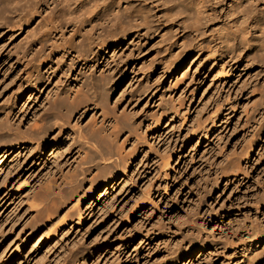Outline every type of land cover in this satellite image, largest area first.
<instances>
[{"label": "rangeland", "instance_id": "1", "mask_svg": "<svg viewBox=\"0 0 264 264\" xmlns=\"http://www.w3.org/2000/svg\"><path fill=\"white\" fill-rule=\"evenodd\" d=\"M224 18L206 27L204 39ZM159 25L141 40L129 35L101 62L89 64L88 73L79 67L67 77L59 67L45 73L43 66L47 85L35 92L23 91L26 76L17 57L27 31L22 38L0 32V125L13 130L4 131L5 137L15 140L14 133L47 115L55 98L76 92L63 89L91 73L101 78L108 55L116 60L110 66L119 64L127 77L96 93V106L91 104L80 125L84 133L98 129L102 113L122 126L130 117V129L115 143L134 158L105 202L95 201L106 184L102 176L95 174L80 189L83 220L77 225L78 195L27 202L75 166V152L56 167L47 160L54 145L42 158L29 149L14 150L17 170L3 185L0 173V254L28 238L12 264H264V91L255 87L260 80L251 69L217 78L205 63L200 81L183 80L193 55L176 74L169 67L183 42L193 44L192 29ZM130 56L138 62L130 63ZM148 69L153 72L146 78ZM128 135L130 143L124 141ZM1 144L7 145L5 139ZM40 238L43 243L36 245Z\"/></svg>", "mask_w": 264, "mask_h": 264}, {"label": "bare ground", "instance_id": "2", "mask_svg": "<svg viewBox=\"0 0 264 264\" xmlns=\"http://www.w3.org/2000/svg\"><path fill=\"white\" fill-rule=\"evenodd\" d=\"M154 13L160 14L157 20ZM221 14L225 15L223 25L212 27L210 35L204 39L206 27L213 26ZM163 23L185 30L191 28L194 34L193 44L183 42L177 53H172L174 60L169 70L174 74L191 54L193 58L183 70V80L200 81L204 63L211 66L209 71L217 72V78L251 69L260 80L255 87L264 91V0H0V32L9 30L22 38L27 31L17 54L26 76L27 86L23 91H41L47 85L48 80L41 70L43 66L48 67L45 73L50 72L51 65L59 67L67 77L79 67L88 73L89 64L92 68V63L101 62L107 50L116 51L129 35L141 40L150 29L158 30ZM111 60L116 61L114 56L107 55L109 66L104 67L101 78L91 73L81 78L76 87L63 89L76 92L68 99L55 98L47 115L32 128L14 133L18 136L15 140L4 134V131L9 134L13 130L8 125H0V173L5 176L2 185L17 170L11 163L16 155L14 150L29 149L31 154L38 153L42 158L46 156L45 149L54 145L48 162L58 167L65 154L75 152V166L59 178L49 180L44 191L33 194L32 200L27 202L46 204L53 195H65L70 200L95 174L102 176L106 183L95 201L107 200L110 191L121 181L119 176L130 170L134 159L131 155L124 156L123 148L115 143L122 130L123 133L130 129V117L122 126L119 119L102 113L95 125L98 129L90 128L84 133L80 122L91 110V104L96 106L98 91H106L107 85L114 89L127 77L119 64L110 66ZM133 61L138 62L130 56V63ZM152 72L148 69L144 75L147 78ZM32 99L29 96L28 101ZM76 125L78 132L74 129ZM203 130L209 132L208 127ZM4 139L7 145L1 144ZM124 141L130 143V135ZM254 146L252 143L247 153L252 152ZM77 197V225H81L82 202L81 196ZM25 240L19 238L17 248L11 253L5 250L0 254V264H12L13 257L23 250ZM43 241L40 238L36 245ZM204 250L203 247L199 249L202 256H205Z\"/></svg>", "mask_w": 264, "mask_h": 264}]
</instances>
